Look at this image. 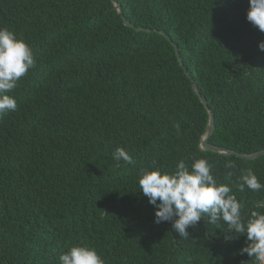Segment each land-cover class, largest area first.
I'll return each instance as SVG.
<instances>
[{
    "label": "trees",
    "instance_id": "1",
    "mask_svg": "<svg viewBox=\"0 0 264 264\" xmlns=\"http://www.w3.org/2000/svg\"><path fill=\"white\" fill-rule=\"evenodd\" d=\"M115 2L151 32L125 27L110 0H0V27L36 62L9 93L17 110L0 117V264H60L77 245L105 264H252L246 237L222 221L206 217L189 239L154 223L138 185L143 170L203 158L245 219L264 212V190L236 188L249 168L264 185V156L201 151L208 113L192 88L214 116L211 146L264 150V33L246 20L248 0ZM117 147L134 163L116 162Z\"/></svg>",
    "mask_w": 264,
    "mask_h": 264
},
{
    "label": "clouds",
    "instance_id": "2",
    "mask_svg": "<svg viewBox=\"0 0 264 264\" xmlns=\"http://www.w3.org/2000/svg\"><path fill=\"white\" fill-rule=\"evenodd\" d=\"M246 20L264 33V0H248ZM264 52V42L257 45ZM36 67L32 49L8 27H0V117L17 110L16 99L9 95L29 70ZM179 129V124L176 125ZM116 162L133 164L131 154L117 147L112 153ZM228 168L235 165L229 163ZM233 173L226 174L231 179ZM140 191L155 209L154 223L171 222L180 238L189 239L187 231L207 217L210 225L224 222L235 236L244 235L246 246L240 254H247L252 264H264V212L242 214L243 204L232 193L228 184H222L212 174V165L206 159H195L189 166L178 160L172 172L159 168L143 170L138 179ZM236 188L259 193L264 190L254 171L249 168L238 178ZM159 201V203H158ZM228 232V233H229ZM60 264H105L90 246H72L59 257Z\"/></svg>",
    "mask_w": 264,
    "mask_h": 264
},
{
    "label": "water",
    "instance_id": "3",
    "mask_svg": "<svg viewBox=\"0 0 264 264\" xmlns=\"http://www.w3.org/2000/svg\"><path fill=\"white\" fill-rule=\"evenodd\" d=\"M110 1L112 2L113 6H114V9L116 10L117 14L122 19V22H123L125 27L132 28V29H134L135 31H138V32H143V31L144 32H151L150 30H145V29H141V28H135L134 26H132L123 17V13H122L120 5H118L115 2V0H110ZM158 33L160 35H162L163 37H165L172 44V46L174 47L175 55H176V58H177V60L179 62V65L182 66L183 64L181 62L177 47L171 42V39L164 32L160 31ZM184 71L186 72L185 69H184ZM192 88L194 90V93L199 97L201 103L206 108L207 113H208V122H207V125H206V128H205L204 135L202 136L200 144H199V148H200L201 151H204V152H208L209 151V152H212V153H215V154H218V155H221V156H226V157L235 156L236 158H239V159H242V160H246V161H252V160H255V159H257V158H259L261 156H264V150H262L260 152H257L255 154H251V155H240V154H236L234 152L228 151V150H224V149H220V148H216V147L211 146L208 143V141H209V138H210V136L212 134V131H213L214 116H213V113L208 109L206 100L200 95V93L198 91V88L193 83V81H192Z\"/></svg>",
    "mask_w": 264,
    "mask_h": 264
}]
</instances>
